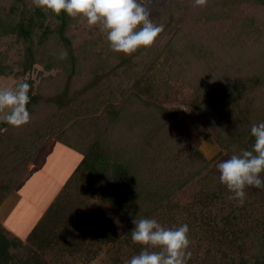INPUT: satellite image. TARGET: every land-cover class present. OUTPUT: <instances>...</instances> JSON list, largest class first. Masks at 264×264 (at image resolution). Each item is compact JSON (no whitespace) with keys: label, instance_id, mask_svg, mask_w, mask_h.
<instances>
[{"label":"trees","instance_id":"16d2710c","mask_svg":"<svg viewBox=\"0 0 264 264\" xmlns=\"http://www.w3.org/2000/svg\"><path fill=\"white\" fill-rule=\"evenodd\" d=\"M78 19L32 0H0V39L15 37L24 47L17 69L0 51V76L30 85L29 123L0 121V206L46 140L82 154L25 239L0 223V264H69V257L88 264L104 246L121 249L123 242L131 259L143 247L131 241L137 216L166 228L187 224V251L193 240L206 245L196 264H264V190L247 189L242 206L230 199L216 157L205 156L178 120L185 108L204 123L217 157L251 150V125L264 122V0H208L206 7L171 0L157 23L164 31L130 56L112 51L100 28L76 46ZM37 66L38 82L31 75ZM173 82L193 92L169 107L158 101L170 96ZM193 182L194 200L181 204L177 194ZM94 197L124 217L125 231L92 206ZM226 200L220 214L217 205ZM48 248L57 258L46 257ZM187 264H195L192 257Z\"/></svg>","mask_w":264,"mask_h":264},{"label":"clouds","instance_id":"9594fccd","mask_svg":"<svg viewBox=\"0 0 264 264\" xmlns=\"http://www.w3.org/2000/svg\"><path fill=\"white\" fill-rule=\"evenodd\" d=\"M207 3L208 0H193L196 7H206ZM32 4L57 16L64 12L72 18L86 19L89 26L99 25L110 49L129 56L138 49H150L164 31L163 24H156L150 18L151 11L144 0H32ZM66 57L65 51L59 59ZM29 89L27 82L14 89L0 88V113L3 114L0 121L17 128L29 123ZM250 132L254 137L251 150L241 149L216 165L220 183L232 193L229 198L237 200L241 206L246 189L264 190L261 175L264 174V122L253 123ZM132 223L131 241L143 247L125 264H187L192 255L187 251L190 245L187 224L166 228L156 219L138 216Z\"/></svg>","mask_w":264,"mask_h":264},{"label":"rangeland","instance_id":"374dc122","mask_svg":"<svg viewBox=\"0 0 264 264\" xmlns=\"http://www.w3.org/2000/svg\"><path fill=\"white\" fill-rule=\"evenodd\" d=\"M146 3V7L151 11L150 18L153 20L154 23H158L161 18L164 16V9L165 7L169 6L171 3V0H144ZM183 17H180V20ZM100 26H89L87 24V20L84 18L79 17L77 24L74 27L75 32V45L79 46L81 43H83L85 40L96 38V35L94 34L97 29H99ZM104 33V32H103ZM103 40H107L106 34L103 35ZM100 46L97 45V49H99ZM0 51L7 54V63L14 66L15 69L18 67V61L22 58V55L24 53V47L21 42H19L15 37H6L3 39H0ZM38 69H40V66H37V68L33 71H31L32 77L36 79V81H39L38 77ZM55 71H46L44 72L45 75L54 73ZM25 78H16L14 75L11 76H0V88H15L18 84L25 82ZM174 89L171 92L169 97L164 96V94L159 98L160 103L166 105V106H176L181 105L182 101L190 99L192 97V88L190 86H187L183 84L182 82H173ZM10 111L8 109L5 110ZM0 115H3L0 113ZM179 123L184 127L185 132L187 133V136L190 139H193L195 144L202 150L205 156L208 158H214V167L216 168V165L219 161L227 159L230 157L227 153H223L222 155H219L217 157V154L219 152V146L212 134V132L205 126L204 123H202L199 119H195L191 114L187 113L186 109H183V112L178 117ZM2 153V150L0 148V155ZM78 154L74 153L70 147L67 145L59 142L56 138H50L46 140L34 153L33 159L30 162L29 170L27 175L24 177V181L22 180L21 187L31 190L33 187L28 182H31V174L29 172H38L40 169L44 170L46 168L47 170H50L51 167L54 165L57 168V174L59 178L63 179V177L67 176L70 172V165L71 161L74 160V158ZM35 159H38L39 161V168L38 170L33 167V163ZM42 165V167H40ZM218 171V170H217ZM30 174V175H29ZM33 177V176H32ZM46 177H40L39 182V189L38 190H49L52 192L55 190L54 184L51 185L49 182L46 181ZM37 186V185H36ZM41 187V188H40ZM44 187V188H42ZM250 190H258L256 188H249ZM247 190V189H246ZM35 191V190H34ZM197 191V187L195 183H191L187 188H185L183 191L179 192L177 194V200L181 204H190L194 198H195V192ZM246 196V195H245ZM29 197L33 200H35L34 204L31 206V208L28 207L29 212L27 213V218L24 222H28V220L31 218V216L34 213V210L38 204L41 203V197L33 198L31 195ZM29 197H26L29 199ZM30 199V200H31ZM47 201L46 197H43L42 205L45 204ZM229 200L223 201L221 203H218L217 205V211H219L220 214H223L228 209V202ZM28 203L23 201L21 206L19 207L18 217L21 216L25 209L27 208ZM92 206L94 208H98V210L102 211L104 215L111 216L114 221L119 225L120 230L125 231L126 229V220L124 217L118 213L115 209H111L106 206H100L99 205V198L94 197L91 200ZM35 205V206H34ZM34 209V210H33ZM39 208L37 207V210ZM25 216V215H24ZM25 224V223H24ZM11 235V234H10ZM14 236V235H11ZM202 247L198 246L197 240H193L191 244V257L194 261V263H199V261L204 257V251L206 249V245L202 244ZM132 248L128 245H126L123 242V245L121 249L118 246H104L101 252L88 264H125L127 260H130V256L133 254ZM47 258H57V252L56 248H48L47 249ZM69 264H84L82 261L78 260L76 262H73V259L69 257Z\"/></svg>","mask_w":264,"mask_h":264},{"label":"crops","instance_id":"0c3cea01","mask_svg":"<svg viewBox=\"0 0 264 264\" xmlns=\"http://www.w3.org/2000/svg\"><path fill=\"white\" fill-rule=\"evenodd\" d=\"M71 150L78 155L74 158V160L71 161L70 172L68 173L67 176L63 177V179L59 178L57 174L58 167H56L55 165L51 167L50 170L44 168V170L40 169V171L38 172L37 171L29 172L33 176V177L31 176V182H28L30 185L33 186L31 190H29V188L28 189H25L24 187L22 188L21 185L23 182H21L20 185L8 196V198L0 206V223L7 228L9 234L25 239L28 236V234L31 232L34 225L46 213L47 208L56 199L60 190L62 189L64 184L67 182L69 177L72 175L73 171L76 169V167L80 164L82 160L81 153L77 152L72 148ZM33 167H35L38 170L39 168L38 159H35L33 163ZM40 167H42V165ZM40 177H46L47 180L44 182H49L51 185L54 184L53 188H55V190L50 192L49 190H46V188L42 187L44 188V190L41 189L37 191V189H39L38 188L39 182H41ZM29 195H31L33 198L41 197L40 200L41 203L38 204L39 206H37L39 208L38 210L37 207L35 208L36 210L33 209L34 213L31 216V218L28 220V222H24L27 218V213L29 212L28 207L31 208V206L35 202V200L29 197ZM26 197H29V199H27ZM43 197H46L47 201L45 204L42 205ZM23 201L28 203L27 205L25 204L27 208L25 209V212L18 217L17 211H19V207L21 206Z\"/></svg>","mask_w":264,"mask_h":264}]
</instances>
